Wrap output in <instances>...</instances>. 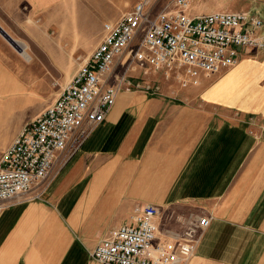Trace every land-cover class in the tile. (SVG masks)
I'll return each mask as SVG.
<instances>
[{
    "label": "crops",
    "instance_id": "obj_1",
    "mask_svg": "<svg viewBox=\"0 0 264 264\" xmlns=\"http://www.w3.org/2000/svg\"><path fill=\"white\" fill-rule=\"evenodd\" d=\"M26 1L24 36L11 35L0 14V116L31 99L41 100L43 111L59 94L51 86L62 89L77 68L72 12L50 37L62 4ZM10 4L0 0L1 10ZM17 42L26 45L28 58ZM97 44L95 37L89 49ZM262 52L202 75L200 86L179 98L175 91L136 98L137 108L129 109L131 99L119 95L84 142L60 154L42 199L0 208V264H99L93 249L146 205L166 215L157 223L159 236H175L184 220L210 217L188 264H264V132L248 123L264 118ZM246 77L249 93L239 87ZM26 123L0 141V152Z\"/></svg>",
    "mask_w": 264,
    "mask_h": 264
},
{
    "label": "built area",
    "instance_id": "obj_2",
    "mask_svg": "<svg viewBox=\"0 0 264 264\" xmlns=\"http://www.w3.org/2000/svg\"><path fill=\"white\" fill-rule=\"evenodd\" d=\"M198 1L141 0L118 21L103 24L100 42L54 101L0 152V208L42 199L60 154L68 145L79 147L105 120L120 91L161 95L156 81L138 76L197 85L202 75H217L242 55L264 51L257 12L186 14ZM248 123L264 132V118L252 116ZM160 216L157 206L136 208L128 223L98 243L92 258L99 264H188L210 217L184 220L178 234L166 237L158 235Z\"/></svg>",
    "mask_w": 264,
    "mask_h": 264
},
{
    "label": "rangeland",
    "instance_id": "obj_3",
    "mask_svg": "<svg viewBox=\"0 0 264 264\" xmlns=\"http://www.w3.org/2000/svg\"><path fill=\"white\" fill-rule=\"evenodd\" d=\"M140 1L141 0H59V3L62 4V13L59 16L57 15L58 17H56L55 21L57 23L51 24L52 26L48 29V34L50 37L56 35L59 32L60 25L65 26L67 24L69 20L68 15L72 12L71 15L75 16L76 26L78 27L75 34L76 37L72 42L73 46L76 47V51L71 54V56L72 60L75 61L78 66V64L82 60H85L93 51L92 49H89V44L93 41V38L97 37L98 43L100 42L103 35V24L106 22L111 23L118 21L124 13L132 10L133 7ZM8 9L9 11H2L0 7V14L4 16L3 21L6 20L5 23H7L10 29L12 28V30L8 28L7 30L11 33V35L16 34L21 37L24 36V31L21 28L23 25L22 21L26 19V14L28 13L29 9L27 1L11 0V4L9 5ZM218 11L257 12L264 21V0H201L192 3L191 7L186 11V14L194 16ZM58 23L60 24L58 25ZM65 33L66 30L61 31V36L63 37L62 45L65 49H68L69 44L68 40L65 38ZM261 53L263 52L256 53L255 55H249L248 58H258ZM250 66L251 65H249V67ZM243 72H245V70ZM242 78H244V76H242ZM245 79L247 80H242V82H240L241 86L239 87L240 90L249 93V89H251L252 83L248 81V77H246ZM136 80L141 82H146V80H148L147 82H152L154 80L158 83L161 88V95H159V97L165 94H173V92L175 91V98H179L181 94H184L186 92V89L191 87H199L201 84L200 79L197 85L190 84L185 87H181L177 85L174 81L169 82L168 80H165L162 77L153 75H149V77L138 76ZM51 89L53 92L58 91L59 93L61 92L60 90H62L60 89V86L56 83L51 86ZM119 95H127L129 97V100L131 99V101L127 102L126 106L124 107L129 109L137 108V104L134 101L136 98H142V100L147 101L149 99H152V97H156L145 94L143 91L137 90L135 88L120 91L116 96V99L119 97ZM51 103L52 102L47 103L45 108ZM19 105L20 108H17L14 114H9L7 112V114H2L0 116V141L5 140V138L8 137L12 129L18 123H26L37 117L42 112L41 110L43 108V103L39 99H31L30 101H20ZM165 217L166 215L163 213L161 215L162 220H164Z\"/></svg>",
    "mask_w": 264,
    "mask_h": 264
},
{
    "label": "bare ground",
    "instance_id": "obj_4",
    "mask_svg": "<svg viewBox=\"0 0 264 264\" xmlns=\"http://www.w3.org/2000/svg\"><path fill=\"white\" fill-rule=\"evenodd\" d=\"M14 42V41H13ZM12 42V43H13ZM16 42V41H15ZM11 43V44H12ZM14 44V43H13ZM16 47H18L20 49V51L22 52V55H24L25 57L28 58V55L26 54L25 50H26V45L22 42H17L16 43Z\"/></svg>",
    "mask_w": 264,
    "mask_h": 264
}]
</instances>
